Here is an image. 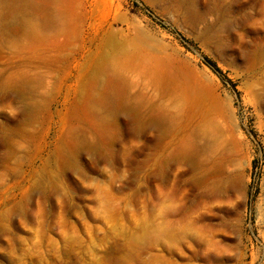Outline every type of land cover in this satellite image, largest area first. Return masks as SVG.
Here are the masks:
<instances>
[{
	"label": "rangeland",
	"instance_id": "374dc122",
	"mask_svg": "<svg viewBox=\"0 0 264 264\" xmlns=\"http://www.w3.org/2000/svg\"><path fill=\"white\" fill-rule=\"evenodd\" d=\"M33 1L0 0V264H264V0Z\"/></svg>",
	"mask_w": 264,
	"mask_h": 264
},
{
	"label": "bare ground",
	"instance_id": "6f19581e",
	"mask_svg": "<svg viewBox=\"0 0 264 264\" xmlns=\"http://www.w3.org/2000/svg\"><path fill=\"white\" fill-rule=\"evenodd\" d=\"M55 0H34L32 5L40 10H45L47 7H49ZM117 75L111 76L107 80L106 88L102 93V96L100 100L103 103H111V102H116L119 94H120V84L118 81Z\"/></svg>",
	"mask_w": 264,
	"mask_h": 264
},
{
	"label": "trees",
	"instance_id": "16d2710c",
	"mask_svg": "<svg viewBox=\"0 0 264 264\" xmlns=\"http://www.w3.org/2000/svg\"><path fill=\"white\" fill-rule=\"evenodd\" d=\"M138 5V3H136ZM161 22V21H160ZM162 23V22H161ZM183 42H185V39ZM204 61L206 62L207 65H209L216 73H218L220 76L224 77L225 75L223 74L221 68L217 65V63L208 55H204ZM232 82V81H231ZM235 85V83H233Z\"/></svg>",
	"mask_w": 264,
	"mask_h": 264
}]
</instances>
